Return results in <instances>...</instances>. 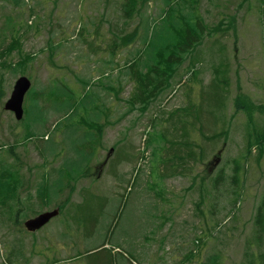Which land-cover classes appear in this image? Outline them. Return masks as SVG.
<instances>
[{
	"label": "rangeland",
	"instance_id": "1",
	"mask_svg": "<svg viewBox=\"0 0 264 264\" xmlns=\"http://www.w3.org/2000/svg\"><path fill=\"white\" fill-rule=\"evenodd\" d=\"M120 1L0 0V165L16 164L23 180L11 208L0 209V264H249L248 241L264 199V150L257 146L247 151V125L252 119L264 124L263 0H188L183 13L199 14L205 36L176 68L170 85L149 104L135 106L128 101L134 86L127 66L141 41L116 58L110 46L139 27L142 34L143 17L127 23ZM163 1L147 0L141 15L151 22L160 19ZM14 39L21 49L9 53ZM197 57L200 61L192 66ZM221 62L228 63L224 106L204 130L207 136L222 130L227 134L210 140L191 129L190 140L204 153L170 174L162 166L166 142L161 138L162 133L172 138L169 113L205 100L203 114L210 116L209 105L216 110L222 100L211 86ZM103 72L108 76L104 84L98 82ZM23 75L40 90L47 111L45 122L41 118L35 124L36 134L28 140L27 113L21 122L5 109ZM56 77L66 78L77 92L83 89L79 79H89L88 89L108 107L102 121L109 117V122L102 137L85 144L95 152L90 175L73 182L64 211L31 232L25 221L55 209L70 192L53 196L49 205L36 196L44 173L56 184L59 174L53 169L63 161L47 147L66 143L65 127L55 132L54 143L46 142L60 118L52 110L55 95L48 89ZM109 79L115 89L109 90ZM29 96L24 100L27 111ZM238 99L242 109L236 107ZM17 141H22L16 148L18 159L6 151ZM118 153L123 157L117 160ZM235 159L245 169L238 198L227 184L216 190L212 182L221 168L231 175Z\"/></svg>",
	"mask_w": 264,
	"mask_h": 264
},
{
	"label": "trees",
	"instance_id": "2",
	"mask_svg": "<svg viewBox=\"0 0 264 264\" xmlns=\"http://www.w3.org/2000/svg\"><path fill=\"white\" fill-rule=\"evenodd\" d=\"M16 3H20V0H14ZM181 1V2H180ZM164 0L161 6L160 19L151 22L149 16L142 14V5L147 0H121V13H123L124 20L128 21L136 16H142V28L141 34L140 27L134 31L125 34L122 38L116 37L110 46L111 57L116 58L123 50L130 45L140 42L142 48L138 49L134 55L131 63L127 66L128 75L133 83V91L128 101L132 106L142 103L146 105L152 99L157 98L170 84L169 80L172 74H175L176 68L182 64L185 60V56L189 54L196 46L201 44L203 37L205 36L207 27L204 25L203 20L199 14L194 12H184L183 9L190 4L188 0ZM264 4V0L262 1ZM182 10V13H179ZM264 13V5H263ZM264 19V15H263ZM85 28V27H84ZM20 41L14 39L8 47V52L12 53L14 50H20ZM196 61H200L197 57L192 61V66H195ZM228 63L221 62L215 67V77L212 85L216 88V93H221L222 98L219 101L218 108L209 105L207 110H211L209 115L203 114V110L206 106V101L190 103L187 107L182 109H176L169 113V121L172 125V138H168L166 134H161V138L166 142V146L163 149V153H166L162 166L169 169V173L173 174L182 170L188 166L189 159L197 158L198 154H203L204 149L197 141L190 140L191 129H199L202 135L208 139H217L219 137H225L226 130L213 135L207 136L204 128L206 125L213 123V116L224 106V90H227L228 86ZM99 83H105L104 80L108 79L103 72ZM64 80V81H63ZM83 85L82 92L75 91L66 78L56 77L50 80L48 89L50 93L55 95V99L52 104V110L58 112L60 118L56 122L52 136L47 137V144L54 143L55 132L60 129L61 126L65 127V136L63 146H48L50 155L54 158L63 157L61 165L53 171L58 172V181L49 182V178L46 173L42 175V181L37 187L36 196L42 201V203L49 205L53 199V196L58 193H63L66 189L70 192L65 200L57 205L56 208L59 212H62L70 202L69 195L74 190L73 182L83 176H89L90 163L92 161L95 152L87 151L85 144L95 141L102 137L106 124H108V118L102 121V118L106 117L105 110L107 105H100L99 94L93 89H88L89 79H79ZM109 90L115 89L113 81L109 79ZM50 87V88H49ZM29 93V105L28 111H24L28 115V121L26 122L25 115L21 122L25 125L24 139L28 140L36 134L35 124L41 121L45 122V116L47 111L44 110L41 105L39 95L40 90H35L34 86L30 88ZM28 93L26 95H28ZM31 93V94H30ZM244 105L241 100L238 99L236 107L242 109ZM104 107V108H103ZM103 108V109H102ZM105 113V115H104ZM104 115V116H103ZM201 124L198 128L197 124ZM176 128V130H174ZM179 130V134L177 131ZM69 131V134H67ZM181 133V134H180ZM177 136V137H176ZM177 138V140H176ZM23 139V140H24ZM25 141V140H24ZM178 141V142H177ZM22 141L13 143L10 147L6 148V151L17 157L16 148ZM62 145V144H61ZM259 147L260 151L264 150V124H255L253 119L247 125V151H251L254 147ZM200 150L197 152V150ZM47 154V151H46ZM123 157L121 153L117 154L118 158ZM16 159V158H15ZM121 159V158H120ZM246 155L243 160H247ZM116 161L113 162L115 164ZM243 161L234 160L233 173L228 175L226 169H220L215 177L212 178L214 189L218 190L224 184H227L228 189L233 190L236 193L237 198L241 195L240 180L243 173L242 163ZM190 172V168L185 169ZM64 179L66 183H64ZM23 185V180L20 177V169L16 164L0 165V209H8L11 205L10 202L14 201L18 197L19 189ZM202 184H200L201 187ZM87 197V194L86 196ZM94 201H97L93 198ZM237 199H235V202ZM108 203V202H107ZM237 204V203H236ZM103 205V203H102ZM29 208V207H28ZM27 208V209H28ZM21 211L18 213L20 214ZM24 217H27L25 214ZM257 246V247H256ZM252 247L258 248V251H253ZM246 256L249 260V264H264V199L258 207V211L255 217V231L253 237L248 241V247Z\"/></svg>",
	"mask_w": 264,
	"mask_h": 264
},
{
	"label": "water",
	"instance_id": "3",
	"mask_svg": "<svg viewBox=\"0 0 264 264\" xmlns=\"http://www.w3.org/2000/svg\"><path fill=\"white\" fill-rule=\"evenodd\" d=\"M31 86L32 82L27 76H20L15 83L10 98L5 103V109L13 112L18 120H21L24 116V100ZM218 161L219 159L215 160L216 163ZM215 162L212 164H215ZM59 213L58 208L42 212L35 217L26 220L25 227L28 231H37Z\"/></svg>",
	"mask_w": 264,
	"mask_h": 264
}]
</instances>
